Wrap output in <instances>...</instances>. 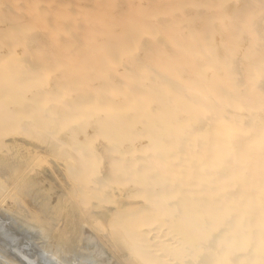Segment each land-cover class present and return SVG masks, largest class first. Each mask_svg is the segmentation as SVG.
Listing matches in <instances>:
<instances>
[{"label":"bare ground","instance_id":"obj_1","mask_svg":"<svg viewBox=\"0 0 264 264\" xmlns=\"http://www.w3.org/2000/svg\"><path fill=\"white\" fill-rule=\"evenodd\" d=\"M0 170V264H264V0H0Z\"/></svg>","mask_w":264,"mask_h":264},{"label":"rangeland","instance_id":"obj_2","mask_svg":"<svg viewBox=\"0 0 264 264\" xmlns=\"http://www.w3.org/2000/svg\"><path fill=\"white\" fill-rule=\"evenodd\" d=\"M90 130V129H89ZM88 132V131H87ZM63 133V132H62ZM61 133V134H62ZM79 136H83L82 134H79ZM95 147H99V152L101 154V160L99 166V170H101V173L105 175L104 178L108 175V172H110V165L108 162L107 158V152L104 149V143L102 140L98 137L95 138V141L93 142ZM55 154V155H54ZM58 156H57V155ZM73 155L71 149H68L66 146H62L59 149L58 148H53L50 154V159L49 162L46 163H38V168L43 169L44 167L48 166L53 168V172L51 173V178L54 179V182L57 183L59 182L60 179L67 180V183H70V185L74 184H79V185H84L85 187H88L89 181H84L80 180L78 181L75 175V171L78 168H83V165L81 162L74 158H68V160L65 158L66 155ZM50 165V166H49ZM112 167V166H111ZM3 171L0 170V178L4 179V173ZM52 179V180H53ZM107 180L102 181V185L106 182ZM83 187V186H82ZM69 190V189H68ZM67 190V192H68ZM119 191V190H118ZM116 191V192H118ZM112 192L114 193V189H112ZM121 192V190L119 191ZM119 192L115 194L113 198L106 199V198H99L92 196L89 198V200L85 203V206H83L82 211L80 212L81 216L86 220H89V216L93 213L99 214L102 219L105 218V215L110 211V209H114L116 205H118L119 202H122V197L118 196ZM120 195V194H119ZM51 221H53V218H50ZM88 222V221H87ZM108 225V224H107ZM71 223L69 224H63L59 226L55 231L53 230V237L58 238L59 236L63 234H71ZM110 228V225H108ZM98 235L101 239H105V231H99L97 229ZM176 260V259H173Z\"/></svg>","mask_w":264,"mask_h":264}]
</instances>
